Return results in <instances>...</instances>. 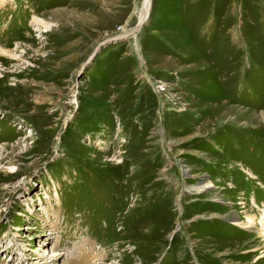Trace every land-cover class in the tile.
I'll list each match as a JSON object with an SVG mask.
<instances>
[{"label": "rangeland", "instance_id": "obj_1", "mask_svg": "<svg viewBox=\"0 0 264 264\" xmlns=\"http://www.w3.org/2000/svg\"><path fill=\"white\" fill-rule=\"evenodd\" d=\"M142 2L0 0V264H264V0Z\"/></svg>", "mask_w": 264, "mask_h": 264}, {"label": "bare ground", "instance_id": "obj_2", "mask_svg": "<svg viewBox=\"0 0 264 264\" xmlns=\"http://www.w3.org/2000/svg\"><path fill=\"white\" fill-rule=\"evenodd\" d=\"M151 1L152 0H143L142 5H141V9H140V14L138 17V21H139L138 26H141L143 24V22L145 21V19L147 18L148 11L150 10V6H151ZM86 259H87V257H86Z\"/></svg>", "mask_w": 264, "mask_h": 264}]
</instances>
